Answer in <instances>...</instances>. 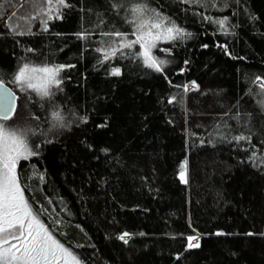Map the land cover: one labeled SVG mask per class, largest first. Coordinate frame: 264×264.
<instances>
[{"label":"trees","instance_id":"trees-1","mask_svg":"<svg viewBox=\"0 0 264 264\" xmlns=\"http://www.w3.org/2000/svg\"><path fill=\"white\" fill-rule=\"evenodd\" d=\"M66 2L45 31V5L0 0L6 123L44 133L18 166L32 209L83 264H264V0H146L185 32L157 49L162 72L104 59L140 0ZM26 62L65 65L53 96L13 83Z\"/></svg>","mask_w":264,"mask_h":264},{"label":"snow or ice","instance_id":"snow-or-ice-1","mask_svg":"<svg viewBox=\"0 0 264 264\" xmlns=\"http://www.w3.org/2000/svg\"><path fill=\"white\" fill-rule=\"evenodd\" d=\"M193 3H205L206 0H190ZM40 8V12L47 19L43 21L44 30H47L48 20L53 19V13L59 12L60 8L69 7L66 0H33ZM135 19L130 21L134 24L132 35L134 40H129L128 36L120 31L103 33V35L114 36L119 39L118 46L111 47V51H104V59L108 60L115 56L117 52L124 55L123 49H132L139 44L143 49L141 53L145 66L157 72L163 71L164 60H157L151 53L156 47V42L160 40L170 41L183 38L184 29L176 25L169 17L162 15L155 9L148 7L146 0H140L131 9ZM16 14L13 13V16ZM35 18V17H33ZM55 18L59 19V15ZM214 23L224 26L226 20H216ZM23 34V33H20ZM190 35V34H189ZM86 38V37H83ZM100 51V49H97ZM28 51H34L29 49ZM161 52H170L169 49H159ZM129 55H135L129 53ZM65 65L48 66L43 63L36 67L30 62L23 63L13 76V83L19 85L22 90H32L41 98L53 96L52 88L59 89L62 84L60 73ZM42 74V75H37ZM113 75H120L119 68H113ZM4 77L0 75V264H81L80 260L63 244L56 240L47 227L40 221L28 202L24 198L20 183L17 178L16 168L20 159H28L37 155L27 143L29 133L43 135L34 129H19L8 126L6 121L15 114L17 96L4 87ZM194 83V82H193ZM264 88V81H261ZM62 90V89H61ZM184 90L188 91L185 85ZM31 97H29L30 99ZM52 118L56 124L62 125L63 117L59 112H53ZM86 122V118H81ZM55 126V125H54ZM239 141L246 137L243 135L234 137ZM50 142V141H45ZM39 148V145H36ZM255 159V157H253ZM180 179L186 182L185 165H181ZM128 233L120 236L121 240L127 243L125 237ZM196 237H189V247H199V243L192 244Z\"/></svg>","mask_w":264,"mask_h":264},{"label":"rangeland","instance_id":"rangeland-1","mask_svg":"<svg viewBox=\"0 0 264 264\" xmlns=\"http://www.w3.org/2000/svg\"><path fill=\"white\" fill-rule=\"evenodd\" d=\"M131 34V35H130ZM130 34H126L127 36H128V39L129 40H134L135 39V37L132 35V33H130ZM167 41H164V40H160V41H157L156 42V47L155 48H153L152 50H151V53H152V55L157 59V60H160V52L158 53L157 52V49L160 47V45L161 44H164V43H166ZM118 43H119V40L118 41H116L115 42V45H113V46H111V47H116V46H118ZM111 47L109 48V49H106L105 51H111ZM126 49H123V51H125ZM128 51H137L136 53H138L139 55H140V57L143 59V57H142V55H141V53L143 52V49H141L140 48V46H139V44H137V45H135L132 49H127ZM126 50V51H127ZM117 53H120V52H117ZM116 53V54H117ZM36 67H40V66H36ZM163 67V66H162ZM61 74V73H60ZM38 76L39 75H42V74H37ZM60 78H61V76H60ZM52 89H54V88H52ZM52 89H51V91H52ZM36 93V92H35ZM4 123H6V122H4ZM7 124V123H6ZM22 159H20L19 160V162L21 161ZM19 162H18V164H17V168H16V173H17V178H18V181H19V183H20V179H19V175H18V166H19ZM20 186H21V190H22V192H23V194H24V198H25V200L28 202V200H27V197H26V195H25V192H24V190H23V187H22V185H21V183H20ZM28 204H29V202H28ZM30 205V204H29ZM32 208V207H31ZM34 211V210H33ZM35 212V211H34ZM36 213V212H35ZM37 214V213H36ZM38 218L40 219V221L45 225V227H47L48 228V226L46 225V223L41 219V217L38 215ZM48 230L51 232V234L53 235V237L56 239V240H58L61 244H63L55 235H54V233L48 228ZM194 237H196V239H194V240H192L191 241V243L192 244H195V243H197V241H198V235H196V236H194ZM64 245V247H66V248H68L74 255H75V253L68 247V246H66L65 244H63ZM76 256V255H75ZM77 257V256H76ZM78 258V257H77ZM79 259V258H78ZM81 262V261H80ZM81 264H83L82 262H81Z\"/></svg>","mask_w":264,"mask_h":264},{"label":"water","instance_id":"water-1","mask_svg":"<svg viewBox=\"0 0 264 264\" xmlns=\"http://www.w3.org/2000/svg\"><path fill=\"white\" fill-rule=\"evenodd\" d=\"M3 84H4V87L9 88V90L12 91L17 96V104H16V109H15V112H16L17 107H18V94L9 85L5 84L4 82H3Z\"/></svg>","mask_w":264,"mask_h":264}]
</instances>
